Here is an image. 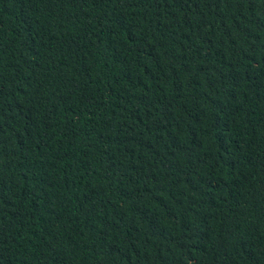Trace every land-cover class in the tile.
Listing matches in <instances>:
<instances>
[{"label": "trees", "instance_id": "trees-1", "mask_svg": "<svg viewBox=\"0 0 264 264\" xmlns=\"http://www.w3.org/2000/svg\"><path fill=\"white\" fill-rule=\"evenodd\" d=\"M0 264H264V0H0Z\"/></svg>", "mask_w": 264, "mask_h": 264}]
</instances>
